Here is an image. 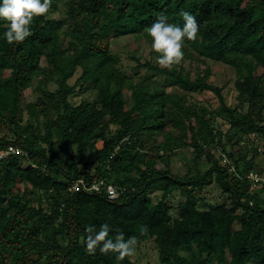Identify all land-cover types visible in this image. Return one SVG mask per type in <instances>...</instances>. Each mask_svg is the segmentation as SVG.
I'll list each match as a JSON object with an SVG mask.
<instances>
[{"label": "trees", "instance_id": "obj_1", "mask_svg": "<svg viewBox=\"0 0 264 264\" xmlns=\"http://www.w3.org/2000/svg\"><path fill=\"white\" fill-rule=\"evenodd\" d=\"M183 11L196 17L199 32L185 42L179 65L163 70L131 57L135 69L154 71L181 93L167 92L153 77L128 76L112 40L143 33L151 43L144 29L159 15L182 26ZM4 24L0 20V151L14 152L0 159V264H134L130 256L118 262L115 254L85 252V229L102 224L110 237L123 233L137 245L152 240L158 264H264V185L247 179L264 173L246 149L257 153L250 135L264 140V0H52L50 12L34 20L33 35L12 45L3 38ZM76 42L81 46L71 53L68 46ZM193 60L233 72L234 105L210 82L209 67L191 78L183 62ZM78 68L80 77L69 85ZM77 86L93 99L74 106ZM200 91L213 93L218 109L189 102ZM24 94L34 95L25 106ZM219 118L229 126L225 133ZM54 135L60 154L52 150ZM242 142L246 148L234 151ZM188 146L212 164L204 173L189 168L172 176V154ZM213 147L230 163L214 159ZM79 178L104 180L122 192L113 200L104 190L71 192ZM213 182L230 205L198 208L194 192ZM151 190L162 194L154 205ZM176 191L185 200L173 219L166 200ZM141 225L147 234H140Z\"/></svg>", "mask_w": 264, "mask_h": 264}, {"label": "rangeland", "instance_id": "obj_2", "mask_svg": "<svg viewBox=\"0 0 264 264\" xmlns=\"http://www.w3.org/2000/svg\"><path fill=\"white\" fill-rule=\"evenodd\" d=\"M60 7L63 8V6ZM50 17L61 20L62 16L57 13H53ZM67 25L68 24L64 25L65 30L67 29ZM138 36L140 38L130 35L120 38H114L112 40V43L110 45L111 50L112 52L118 54L120 58L119 65L123 69V71L131 77H133L134 75H137V78L145 76L153 77V81H155L159 86L164 87L167 92L174 91L176 93H181L179 87L168 86L166 85L162 77H154V71H147V69L145 68L135 69L137 63L131 57L139 59L141 63L150 62L152 65H156V56L154 52L151 51L150 43L146 41L145 38H143V33H139ZM80 46V43L76 42L75 46L69 45L68 49L72 53L74 51H77ZM183 66L185 69L189 70V74L192 79H195L199 75L201 70L209 67L212 72V75L209 79L210 82L215 86L223 87V96L227 105L235 104V92L233 90L234 75L229 68L225 67L219 62L205 61L203 63L197 62L196 60H193L191 63L183 62ZM80 74L81 69L78 68L73 77L68 80V84L73 85L80 77ZM43 82L45 85H48L50 89L54 88V85H52V82H50L49 80H44ZM75 89L76 90L74 91V94L71 96V102L74 106L79 104V102L83 99L90 101L93 99L92 95H89L88 93L80 94L79 86H77ZM33 99V94H24L22 105L25 106V103H28ZM188 100L189 102H195L196 104L207 105L212 109H218L219 106L216 96L209 91L192 93L189 96ZM156 101L163 103L164 97L162 95H159L157 96ZM218 125L222 129L223 133H225L229 128V126L226 124V122H224V120H222V118L218 119ZM114 128L115 127H113V129ZM187 142L189 143L190 141L187 140ZM253 142V147L257 149L256 154L251 150L252 146L249 145V147L246 148V142L234 144L233 149L234 151H236L241 148H246L248 150L247 159L253 157V162L255 163V165H257V167L264 173V154L262 153L264 151V140L257 137V142ZM58 144L59 143L57 140V136L54 135L52 140V150L56 153H59ZM210 150L214 159H216L218 155H220V149H216L215 147H213ZM195 155L196 154L193 152V149L189 146L175 151L169 161V171L171 175L175 177H182L185 175L189 168H197L201 173H204L212 164L213 160L209 159L205 154H203L200 159H197ZM230 165H232V163ZM147 195L150 199V203L154 205L159 200H161L162 194L158 190H151ZM193 195L196 206L203 210H208L221 204L230 205L229 197L226 194L222 193L221 189L215 184V182H213L209 186L204 187L201 191H195ZM184 200L185 198L180 195L178 191L172 193L167 198V204L174 209V211L171 213V217L173 219L178 217L177 207L180 203H183ZM232 228L234 231L239 230V223H234ZM130 259L134 264H158V256L154 246V242L150 240L136 245L135 252L130 256Z\"/></svg>", "mask_w": 264, "mask_h": 264}, {"label": "clouds", "instance_id": "obj_3", "mask_svg": "<svg viewBox=\"0 0 264 264\" xmlns=\"http://www.w3.org/2000/svg\"><path fill=\"white\" fill-rule=\"evenodd\" d=\"M52 0H0V20L4 21L6 31L3 38L9 45L23 43L33 35L31 31L35 19L48 14ZM183 24L169 23L167 17L159 15L155 22L144 29L150 40L151 51L156 55L155 63L163 70H171L184 59L185 42H194L198 38L199 26L196 17L187 11L180 13ZM140 234H147L146 226H140ZM81 237L88 255L97 250L102 255L115 254L116 260L123 261L134 254L137 245L135 237L125 238L123 233L110 237V227L102 224L97 231L89 225Z\"/></svg>", "mask_w": 264, "mask_h": 264}, {"label": "built area", "instance_id": "obj_4", "mask_svg": "<svg viewBox=\"0 0 264 264\" xmlns=\"http://www.w3.org/2000/svg\"><path fill=\"white\" fill-rule=\"evenodd\" d=\"M250 138L253 141L257 142V137L255 134L250 135ZM14 152L13 148H9L8 151H0V159L3 157H6L9 155V153ZM222 158V164H229V160L227 156L219 152ZM264 154V151L262 152ZM233 169V167H232ZM247 179H250L254 186L256 185H264V174H259L257 172H251L247 175ZM106 182L104 180H93L91 183L86 182L84 178H79L72 182V184L69 186V190L71 192H77L79 190L86 191V192H96L101 193L103 190L105 191L108 199L113 200L119 197L122 190L113 186V185H106Z\"/></svg>", "mask_w": 264, "mask_h": 264}]
</instances>
